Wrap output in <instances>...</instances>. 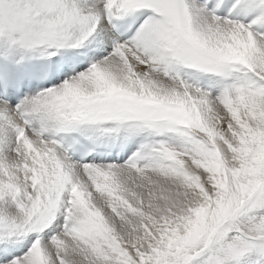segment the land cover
<instances>
[{"label": "snow or ice", "instance_id": "6c2138e0", "mask_svg": "<svg viewBox=\"0 0 264 264\" xmlns=\"http://www.w3.org/2000/svg\"><path fill=\"white\" fill-rule=\"evenodd\" d=\"M0 45V264H264V0H0Z\"/></svg>", "mask_w": 264, "mask_h": 264}, {"label": "bare ground", "instance_id": "6f19581e", "mask_svg": "<svg viewBox=\"0 0 264 264\" xmlns=\"http://www.w3.org/2000/svg\"><path fill=\"white\" fill-rule=\"evenodd\" d=\"M2 51H3V45H0V52H2ZM21 55H23V54L18 55L17 59H21ZM31 55H35V56L28 57V59L21 60V63L29 62L30 60H39V59L44 60V59H46V57L41 55V53L39 51L31 53Z\"/></svg>", "mask_w": 264, "mask_h": 264}, {"label": "rangeland", "instance_id": "374dc122", "mask_svg": "<svg viewBox=\"0 0 264 264\" xmlns=\"http://www.w3.org/2000/svg\"><path fill=\"white\" fill-rule=\"evenodd\" d=\"M33 56H35V55H29V56H27V57H25L24 59H28V57H33Z\"/></svg>", "mask_w": 264, "mask_h": 264}]
</instances>
